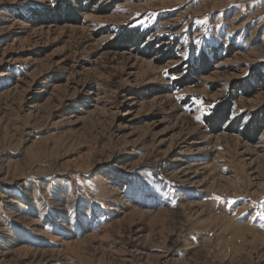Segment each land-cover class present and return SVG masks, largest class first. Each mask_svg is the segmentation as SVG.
Returning a JSON list of instances; mask_svg holds the SVG:
<instances>
[{
	"label": "rangeland",
	"instance_id": "rangeland-1",
	"mask_svg": "<svg viewBox=\"0 0 264 264\" xmlns=\"http://www.w3.org/2000/svg\"><path fill=\"white\" fill-rule=\"evenodd\" d=\"M261 214L264 0H0V264H264Z\"/></svg>",
	"mask_w": 264,
	"mask_h": 264
},
{
	"label": "snow or ice",
	"instance_id": "snow-or-ice-1",
	"mask_svg": "<svg viewBox=\"0 0 264 264\" xmlns=\"http://www.w3.org/2000/svg\"><path fill=\"white\" fill-rule=\"evenodd\" d=\"M214 199L218 200V201H221V198L220 197H214ZM233 204L235 203V201L232 202ZM247 215V214H245ZM261 218L264 219V214H261Z\"/></svg>",
	"mask_w": 264,
	"mask_h": 264
}]
</instances>
